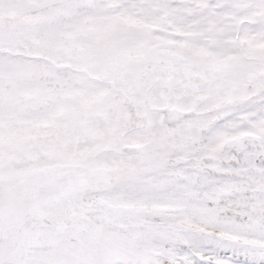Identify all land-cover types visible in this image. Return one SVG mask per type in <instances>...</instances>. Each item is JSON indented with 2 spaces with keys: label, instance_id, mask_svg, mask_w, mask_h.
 Listing matches in <instances>:
<instances>
[{
  "label": "snow or ice",
  "instance_id": "snow-or-ice-1",
  "mask_svg": "<svg viewBox=\"0 0 264 264\" xmlns=\"http://www.w3.org/2000/svg\"><path fill=\"white\" fill-rule=\"evenodd\" d=\"M0 264H264V0H0Z\"/></svg>",
  "mask_w": 264,
  "mask_h": 264
}]
</instances>
